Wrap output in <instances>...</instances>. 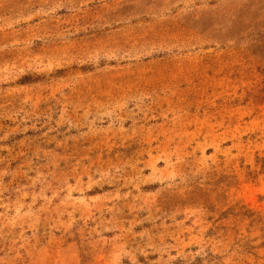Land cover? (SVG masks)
<instances>
[{
	"label": "rangeland",
	"instance_id": "374dc122",
	"mask_svg": "<svg viewBox=\"0 0 264 264\" xmlns=\"http://www.w3.org/2000/svg\"><path fill=\"white\" fill-rule=\"evenodd\" d=\"M0 264H264V0H0Z\"/></svg>",
	"mask_w": 264,
	"mask_h": 264
}]
</instances>
